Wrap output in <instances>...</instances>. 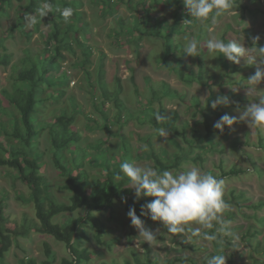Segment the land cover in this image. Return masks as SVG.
Returning a JSON list of instances; mask_svg holds the SVG:
<instances>
[{
  "label": "rangeland",
  "instance_id": "obj_1",
  "mask_svg": "<svg viewBox=\"0 0 264 264\" xmlns=\"http://www.w3.org/2000/svg\"><path fill=\"white\" fill-rule=\"evenodd\" d=\"M75 1L79 4L77 9L83 13V18L79 21L71 20L69 23L72 25L71 31L79 36L80 41L77 37L71 36L60 47H57L56 43L47 45L45 32L49 27L46 26V22L40 25L41 31H38L36 30L39 27L38 23L30 26L26 22L28 14H25L23 21L18 18V5L32 4L31 2L35 3V0L14 2L9 8L6 6L0 11V55L5 53L11 55L8 65H0V90L9 88L11 83L21 76L23 69L34 62L38 63L41 71H44L45 67L49 68L48 81L43 80L44 85L40 89V98L43 99V103L40 101L38 105V109L41 108L40 113L33 116L38 128L33 146L36 147L37 157L41 156L44 162L41 185L43 191L49 195L47 204L50 207L56 202H68L72 194L67 187L71 181L67 168L74 171L81 164V171L85 172L86 179L97 180L103 174L102 161L108 157L112 158L110 154H113V157L122 156L125 153L123 149L125 144L134 155L133 162L137 164L149 162L154 168L162 165L166 161L165 151L170 152V158L178 151L176 150L178 146L171 142V139L179 141L182 146H187L184 139L191 137L194 122L201 118L191 100L192 96L206 102L208 97L204 96L211 94L209 86L198 81L191 83L190 77L180 76L171 69L172 59L171 63L162 62L166 51V39L170 36L168 32L171 31L166 29L164 23L157 24L155 19L166 12L171 14L175 9L176 4H173L175 0H133L129 4L119 0H112L111 3H108V0ZM116 3L117 10L112 13L111 8H116ZM242 3H250L251 8L258 6L256 0H242ZM261 8L264 10V5ZM148 9L153 15L149 26L145 22ZM235 10L236 12L230 15L218 18L215 25L216 34L218 35V31L228 23H233L235 31H242L248 27L252 35L250 41L258 40L264 43V13L245 12L244 20L239 18L241 24L234 16L236 13H242V9H239L237 4ZM185 12L187 13V10ZM116 17L124 22L128 29L140 26L139 32L133 33V36L124 34L117 37L120 26L115 21ZM171 22L174 23L173 18L168 20V25ZM193 23L194 25L191 24L193 28L187 34L195 37L202 34L203 41L207 37L206 29L197 22ZM206 24H211V21H207ZM180 39L183 41V37ZM180 39L177 37L178 42ZM240 40L244 41L246 47L252 46L245 37ZM79 44L82 45L84 55ZM181 57L185 59V68L193 67L197 70L196 57ZM202 59L205 72L211 70L218 73V78L225 73V68L221 66L217 56L212 58L207 53ZM240 63L243 65L242 69L231 74V78L237 80L241 79V75H245L240 84L229 82L213 88L216 95L228 93L232 105L227 106L231 112L229 116L237 118L239 116L237 105L243 109L251 99H255L248 97L246 89L241 86L255 73L256 66L246 65L244 58H241ZM100 64L103 65V79H100ZM188 71L187 74H190ZM41 74L43 75L42 72ZM162 82L172 86L170 95L162 90ZM257 87L264 90V81ZM103 89L107 96L102 95ZM231 91L235 94L232 95ZM176 93L179 94L178 97L175 96ZM183 95L185 97L181 98ZM0 100L3 107L8 105V101L1 95ZM6 108L4 111L0 110V140L8 139L3 133L2 125L5 124L11 130V113L15 112L14 107ZM174 112L178 114L175 123L177 131L163 126L161 129L167 135L161 136V129L157 130V127L149 122V118L164 121L171 119ZM60 115L74 116L72 124L75 130L74 140L60 151L65 166L53 153L50 137L52 125ZM220 117L216 116L215 121ZM43 128L45 130H42ZM228 128V133L216 135L219 144L216 150L207 152L206 161L201 164L186 162L184 165L198 166L204 171L212 169L214 172H218L223 163L248 166L244 152L247 151L257 159L253 162L262 169V173L259 174L257 171L225 181V195H230L233 189L237 190V193L245 191V196L253 200L247 203H256L259 198H264V145L259 143L258 129L250 128L245 121L237 119V122ZM260 128L264 129V126ZM236 139H240V150L234 145ZM144 146H147L146 149ZM103 147L105 150H102ZM30 192L24 182L15 178L12 170L0 167V203H3L4 209L2 217L14 229H18L23 215L35 216L34 202L29 199ZM116 203L115 218H110L107 212L98 214L104 224L102 234L99 235L98 230L91 225L87 226L83 245L91 254L89 264H125L126 261L134 264L136 253L144 261L149 253L158 264H207L208 255L213 250L212 241L203 236L207 229L201 228V235L194 236L191 229L201 226L193 223L187 226L184 233H170L159 222L137 213L147 229L154 232L158 229L156 239L146 242L131 225L126 202L120 200ZM247 203L243 206L245 207L243 213H238L237 218L230 221V226L232 228L237 226L240 233L253 226L252 229L260 231L257 237L264 241V219H260L264 218V208L260 209L258 215L253 214L254 209L246 207ZM237 206L234 202L230 204V209L239 212ZM78 215L79 212L60 213L56 216V221ZM236 241L239 244L233 258L234 264H264L263 252L260 254L253 252L251 256L246 242L240 239ZM44 242L49 243L55 251L56 261L53 264H60L63 257L69 256V250L64 243L51 235L33 231L28 236L19 235L15 238L14 244L6 254V263L19 264L20 260L26 257H34L38 263L43 262L46 259ZM147 248L150 249L149 252ZM234 251L233 247L225 250L227 260L231 259L229 255ZM186 256L196 262L181 260ZM227 264H231L229 260Z\"/></svg>",
  "mask_w": 264,
  "mask_h": 264
},
{
  "label": "trees",
  "instance_id": "obj_2",
  "mask_svg": "<svg viewBox=\"0 0 264 264\" xmlns=\"http://www.w3.org/2000/svg\"><path fill=\"white\" fill-rule=\"evenodd\" d=\"M35 1V3L31 2L32 4L18 5L17 12L19 19H22L23 21L25 14L34 12L43 2H45V0ZM119 1L129 4L133 0ZM14 2H23V0H0V11L6 8V6H8L9 8L13 5ZM50 2L53 4V11L43 19L38 18L37 22L35 23H38L39 25L38 29H36L38 31H41L40 25L43 22H46V26L49 27V30L45 32L46 42L48 43L47 45H49L50 43H56L57 47H60L61 45H64L67 38H71V36L77 37V39L80 41L79 36L74 35L71 31L72 25L69 22L65 23L63 17L60 15V12L56 10L57 7L61 9L64 7H73V16L71 17L70 21L74 19L79 21V19L83 18V13L77 9L79 4L75 0H50ZM111 2L112 0H108V3ZM256 2L258 6L251 8L250 3L243 4L242 0H234V3L236 5L238 4V8L242 9V13H236L234 18L236 20H239V18H242V20H244L245 12H254L255 14L264 13V10L261 8V6L264 5V0H256ZM173 4L176 5L171 14L170 12H166L165 14L158 16L155 19V22L157 24L164 23L166 29L171 31L168 32V34L170 33V36H168V38L166 39V51L163 54L162 62L164 64L168 62L171 63L172 59L171 69L176 71L177 74H179L180 76L190 77L191 83L194 81H198L206 86H209L211 89V99H215L218 96L213 91L214 87L220 85L223 86L225 83L229 82L240 84L243 81L245 75H241V79L237 80L231 78V74L238 70H241L243 66L242 63L234 64L228 61L227 58L222 54L217 53L218 61L221 63V66L225 68V73H222V75L218 78V73L211 72V70L205 72L206 70H204L203 68L204 64L202 58L207 55V50L203 47L200 50L201 55L196 57L198 63L197 70L193 67L185 68V59H182L181 57L184 55L183 41L180 38L184 37V34H187L188 31L193 28L194 23H192L193 25L183 23L186 19L191 18L185 12L186 8L182 0H175ZM117 6L118 3H116V8H111L112 13L116 12ZM172 18L174 19V23L171 22V24L168 25V20ZM145 19V22L147 23L146 25L149 26L153 19V15L150 9H148ZM115 21L120 26V30H117V37H120L124 34L133 36V33L139 32L140 26H134L132 29H128V26L124 25V22H122L118 17L115 18ZM241 22L242 21H240V23ZM140 34L142 35V33ZM176 36L180 39V42H178ZM196 36L197 40L203 42L202 34H197ZM218 37L224 39L226 42L229 39H237L239 42H241L240 38L242 37H245L250 41L252 35L248 27L243 28L242 31H235L233 23H228L218 31ZM81 44H79V47L82 50ZM250 44L252 46L254 44L256 46H264V43H261L258 40H252L250 41ZM82 54L84 55L83 50ZM10 57L11 55L8 53L0 55V65H8L10 63ZM102 66V64H100L99 66L100 79H103ZM187 71L190 74H187ZM41 72L43 73V75L41 74ZM48 74L49 68L45 67L44 71H41L38 63L34 62L29 67L23 69V71L21 72V76L14 80L9 88H2L0 90V95L4 97L6 101H8V105L6 107H14L15 109V112L11 113V130L7 128L5 124L2 125L3 133L8 139L0 140V167H6L12 170L15 173V178L21 180L29 187V189L31 190V192L29 193V199L33 200L35 208V216L29 217L27 214L23 215L18 229H14L2 217L4 209L3 203H0V220H2L0 222L1 264H7L5 261L6 254L14 244L15 238H17L19 235L28 236L33 231L41 234L51 235L57 241L64 243L67 246L69 250V256L63 257L60 261V264H89L91 254L89 249L83 245V237L86 233L87 226L91 225L93 228L97 229L100 235L103 232L102 226L104 224L98 216L107 212L110 214V218H115L114 213L116 211V202L124 200L126 202L127 210H129L130 207H134L136 209V213L140 214L141 206L153 199L151 197H142L137 201L135 198L134 190L127 186L130 181H128V179L124 177L120 172V164L124 161L133 162L132 159H134V155L129 152L127 148L128 146L127 144H125L123 148L125 153L122 156L113 157L114 155L110 154L112 158L108 157L106 160L102 161V164L104 165L103 174L102 177L98 178L97 180L90 181L86 179L85 172L81 171V164L77 166V169L74 171L67 168L71 175V181L70 184L67 185V187L72 193L69 196L68 202H56L51 207L47 204L49 195L45 193V191H43L41 185V173L43 171L44 162L41 160V156L37 157V154L35 153L36 147L33 146L36 135L38 134V128L36 122L33 120V116H35V114L37 113H40L39 110L41 108L38 109V105L40 101H42L43 103V99L40 98V89L44 85V82L42 81H48ZM162 86V90L170 95V92H172V86H170L166 82H162ZM43 93H45V90ZM231 94L234 95L235 92L231 91ZM102 95L107 96L105 89L102 90ZM175 96L178 97L179 94L176 93ZM182 97L185 96L183 95L181 96V98ZM209 99L210 97L206 98V102H201L197 96H192L191 100L194 103L196 111L198 114H200L201 118L194 122L195 126L192 128L191 137H186L184 139V141H186L187 143V146H182L179 141L171 139V142L175 143L178 146L176 149L178 151H175L176 153H174L171 158L169 155L170 152L165 151V149L163 148V150L166 152V161L162 163V165H158L156 167L157 169L161 171H181V168L185 169L187 167L184 165L186 162L201 164L208 158V151L216 150L217 145L219 144V141L216 140V135L218 133H228L229 128L225 126L223 132L215 129V117H220L224 114L229 115L231 112L227 109L228 107L224 106H218L216 109H212L211 104L208 103ZM2 104V100H0V110L4 111L7 108L3 107ZM228 106L231 107L232 105L229 104ZM151 112L149 113L150 116ZM177 119L178 114L177 112H174V115L171 119L157 121L153 120V118L151 117L149 118V122L156 126L157 130L161 129L163 126H167L173 131H177V127L175 125ZM73 121L74 116L68 117L66 115H60L59 119L55 121L53 125L51 124L53 126L50 132L52 151L59 162H62L60 151L68 147L74 140L75 130L72 125ZM44 128L42 130H45ZM257 129L259 143L264 145V129L260 127H257ZM240 144V139H236L234 143L235 147H237L236 149L240 150ZM102 150H105V148L103 147ZM221 150L223 149L221 148ZM241 151H243V149H241ZM244 152H246L245 157L247 163H249L248 166L239 165L237 163H231V165H226V163H223L219 167L218 172H214L212 169H207L206 172L216 176L219 179H223L224 181L230 180L232 178H240L257 171L259 172V174L262 173V169L253 162L257 159L247 151ZM97 159L98 158L96 157V160ZM259 159L260 158H258V160ZM62 165L65 166L63 162ZM117 174H120V179L116 178ZM236 193L237 190L233 189L230 195H224V199L229 203V205L235 202L238 205L237 207L239 210V212L232 211L230 208L225 210L222 215L227 221L235 220L238 213H243V209L245 208L243 206L247 202L253 201L249 197L245 196V191L238 192V195ZM246 207L254 209L253 214L258 215L260 209L264 208V198L261 197L256 203L248 204L246 205ZM65 212H79V215L68 216L62 221H56V216L60 213ZM260 219L263 220L264 218L261 217ZM230 228L231 231L234 232L240 240H244L246 242V244L250 248L249 251L251 253V256L253 252L257 254L263 252L262 255H264V241L263 239L257 237L260 232L258 229H252L253 226H249L245 232L240 233L238 232L237 226L235 228H232L230 226ZM214 231L215 229L205 230V232L208 233H212ZM211 241L213 243V250L209 253V258H211V256L213 255L220 254L221 252L226 254L225 250L233 247L235 248V251L229 255L231 256V259L228 260L231 264L235 263L233 262V258L236 254V249L238 247L237 244H239L237 241L233 242L231 237L222 236H218L216 240ZM43 246L44 253L46 255V259L43 262L38 263L34 257H26L20 260L19 264L55 263L56 254L54 249H52L51 245L47 242H44ZM149 250L150 249L147 248V252H149ZM178 260L179 259H176V261ZM181 260L185 262H196L189 256H186ZM133 263L158 264V261H154L149 253H147L146 260L144 261V259L139 257L136 253ZM125 264L132 263L131 261H126Z\"/></svg>",
  "mask_w": 264,
  "mask_h": 264
},
{
  "label": "clouds",
  "instance_id": "obj_3",
  "mask_svg": "<svg viewBox=\"0 0 264 264\" xmlns=\"http://www.w3.org/2000/svg\"><path fill=\"white\" fill-rule=\"evenodd\" d=\"M184 6L191 19L183 23L192 24L197 22L207 31V37L203 42L196 39L195 35L185 34L183 37V56L197 57L201 55V48L207 53L216 57L217 53L222 54L234 64H239L244 58L246 65H255L256 71L250 75L244 85L246 95L254 97L243 109L237 105L238 118L224 114L214 124V128L220 132L225 126L231 127L237 122L245 121L250 128L264 126V90L258 89V85L264 81V46L255 44L246 47L243 42L237 39H229L227 42L219 38L215 31L218 18L236 12L237 5L234 0H183ZM63 17L65 23L73 16L71 7L56 8ZM53 11V4L50 0L42 3L33 13H29L26 22L31 26L37 19L47 17ZM211 21V24H206ZM258 39V37L256 38ZM210 97L208 103L212 109L218 106L227 107L230 98L227 95H218L215 99ZM207 103V104H208ZM161 136L167 133L161 129ZM145 149L147 146H144ZM120 172L130 181L128 187L134 190L135 198L138 201L142 197H151L150 202L141 206V216H148L152 221L159 222L166 227L170 233H184L187 226L197 224L201 227L191 229L192 235H201V228L215 229L214 232H204L207 240H216L218 236L231 237L233 242L239 237L231 231L230 221L223 217L225 210L230 208L229 203L224 199L225 181L202 170L198 166H188L181 171L159 170L151 166V163L137 164L124 161L120 164ZM120 179V174H117ZM127 216L131 225L138 230L139 236L146 242L156 239V232L145 227L144 221L137 215L136 209L130 207ZM207 264H227V256L221 252L211 256Z\"/></svg>",
  "mask_w": 264,
  "mask_h": 264
}]
</instances>
